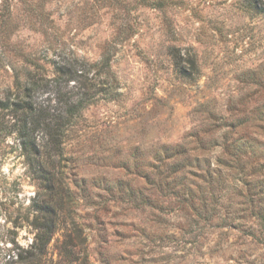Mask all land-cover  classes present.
I'll list each match as a JSON object with an SVG mask.
<instances>
[{
	"label": "rangeland",
	"instance_id": "obj_1",
	"mask_svg": "<svg viewBox=\"0 0 264 264\" xmlns=\"http://www.w3.org/2000/svg\"><path fill=\"white\" fill-rule=\"evenodd\" d=\"M59 57L83 64L63 90L92 98L59 153L35 136V162L13 99ZM0 264H264V17L246 0H0Z\"/></svg>",
	"mask_w": 264,
	"mask_h": 264
},
{
	"label": "trees",
	"instance_id": "obj_2",
	"mask_svg": "<svg viewBox=\"0 0 264 264\" xmlns=\"http://www.w3.org/2000/svg\"><path fill=\"white\" fill-rule=\"evenodd\" d=\"M246 8L264 17V0H246ZM175 62L179 66L180 61ZM53 66L54 75L52 77L29 73L28 78L21 81V91L13 99L15 111L18 114L16 130L21 138L23 149L28 152V156L33 161L41 153L35 136L41 133L44 138L42 145L47 149L48 156L59 153L63 141L62 136L72 118L92 98L90 93L81 92V87L76 91L63 90L69 81L77 80L78 71L81 74L83 70L82 63L73 58L59 57L53 60ZM45 92L47 93L45 101L37 100L39 95ZM35 170L42 174L46 172L43 164L36 165ZM44 176H46L45 173ZM46 186L50 187L47 183ZM48 207H50L49 203H47ZM41 208L45 209L46 205Z\"/></svg>",
	"mask_w": 264,
	"mask_h": 264
}]
</instances>
